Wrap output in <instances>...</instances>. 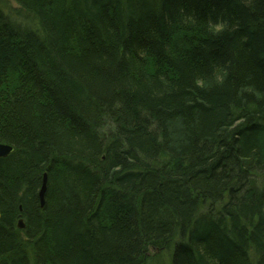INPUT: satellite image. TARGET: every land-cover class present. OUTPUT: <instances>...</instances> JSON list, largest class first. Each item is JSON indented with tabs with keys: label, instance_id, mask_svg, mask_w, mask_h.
I'll return each mask as SVG.
<instances>
[{
	"label": "trees",
	"instance_id": "1",
	"mask_svg": "<svg viewBox=\"0 0 264 264\" xmlns=\"http://www.w3.org/2000/svg\"><path fill=\"white\" fill-rule=\"evenodd\" d=\"M12 1L0 264H143L176 218L171 264H264V0ZM6 13L39 17L40 37Z\"/></svg>",
	"mask_w": 264,
	"mask_h": 264
},
{
	"label": "bare ground",
	"instance_id": "2",
	"mask_svg": "<svg viewBox=\"0 0 264 264\" xmlns=\"http://www.w3.org/2000/svg\"><path fill=\"white\" fill-rule=\"evenodd\" d=\"M10 2H11L13 9L17 8L15 2H13L12 0ZM5 10L7 12H9V14L14 15L12 13V9L5 8ZM23 19H25V20L23 21L22 27L21 26L20 27L15 26L14 20H10L9 15L6 13L2 17V24H5V26L10 30L14 29L15 32L18 31V32H16L18 34H23V37H40V33L38 31H39V29L43 30L42 29L43 24H42L41 19L39 17L37 18L35 16L34 17L33 16L24 17ZM16 22H18V21H16ZM101 136L104 140L108 141L109 131L105 130V129L101 130ZM1 144H5V142H0V145ZM13 148L15 149L14 146H13ZM12 153H14V151ZM3 158H5V157H3ZM259 173L253 174L250 177L249 181L254 183V184H258V185L262 184V177H261L262 174H261V172H259ZM44 182H46V185L48 186V175H46L45 172L43 173V176H42L41 186L44 184ZM114 185L116 186V183H114ZM188 186L194 188L187 181L181 180L177 184L173 185V188L176 189L175 191L177 193L185 194L186 189H188ZM171 189H172V186H171ZM118 191H120V190L118 189ZM46 192H47V190L44 192L43 197H44V195L46 196ZM197 193H198V197L200 199V201H199L200 204H204V208H206V212L204 214L207 215V213H208L209 215L212 216V217L208 216L209 217L208 219H215L213 216L218 214L219 212L216 209L214 210L215 212L212 211V204L210 202H209V204H207L208 203L207 201L209 200V194H207V192H205V190L199 191ZM39 194H40V191H39ZM231 198L232 197L230 196V193L225 191V192H223L221 197H219V198L216 197L214 200L218 201V204L221 207V206H225L226 204H229V202L231 201ZM39 199H40V201H41V199H44V205H45V197L42 198L39 196ZM41 204H42V202H41ZM263 208H264V206H263ZM214 222H216V220ZM181 226H182V223H181L180 219L176 218L174 225L172 227L173 231L171 230V232L166 233L165 235L158 234L155 241L147 243V249H149L150 251L148 252V259L145 258L143 264H151L152 261L150 259L154 255H155V257H158L159 255H162V253H164L168 250H170V254H171V256H170V264H171L172 259H173V253H174L173 249H174L175 241L183 239L182 233L180 231ZM21 228H25L24 223H23V227H21ZM253 249H254V246H253V244H251V250H253ZM150 255H151V258H150Z\"/></svg>",
	"mask_w": 264,
	"mask_h": 264
},
{
	"label": "water",
	"instance_id": "3",
	"mask_svg": "<svg viewBox=\"0 0 264 264\" xmlns=\"http://www.w3.org/2000/svg\"><path fill=\"white\" fill-rule=\"evenodd\" d=\"M2 145V146H1ZM0 145V157H6V156H8L9 154H11L13 151H15V149L13 148V146H11V145H8V144H1ZM47 190V185H46V182H44V184L42 185V187H41V189H40V194H39V196L40 197H42V198H44L45 197V195H44V197H43V194H44V192ZM41 202H42V206H44V199H41ZM20 227H23V222L22 221H20Z\"/></svg>",
	"mask_w": 264,
	"mask_h": 264
},
{
	"label": "rangeland",
	"instance_id": "4",
	"mask_svg": "<svg viewBox=\"0 0 264 264\" xmlns=\"http://www.w3.org/2000/svg\"><path fill=\"white\" fill-rule=\"evenodd\" d=\"M11 1V0H10ZM8 145H11L9 143H7ZM13 146V145H11ZM46 175H48V173L45 171ZM42 187V186H41ZM40 187V189H41ZM40 191V190H39ZM215 216V215H214ZM213 216V217H214ZM22 219V218H21ZM23 222V221H22ZM170 250L162 253V255H159L158 257H155V255L150 259L152 261L151 264H170ZM153 259V260H152Z\"/></svg>",
	"mask_w": 264,
	"mask_h": 264
},
{
	"label": "clouds",
	"instance_id": "5",
	"mask_svg": "<svg viewBox=\"0 0 264 264\" xmlns=\"http://www.w3.org/2000/svg\"><path fill=\"white\" fill-rule=\"evenodd\" d=\"M222 27H223V26H220V27H218L216 30H217V31H220V30H222Z\"/></svg>",
	"mask_w": 264,
	"mask_h": 264
}]
</instances>
